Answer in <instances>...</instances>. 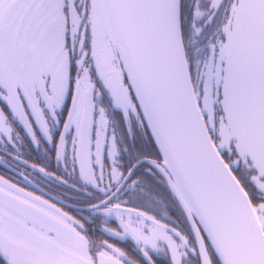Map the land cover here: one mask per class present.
Instances as JSON below:
<instances>
[{
    "label": "snow or ice",
    "instance_id": "obj_1",
    "mask_svg": "<svg viewBox=\"0 0 264 264\" xmlns=\"http://www.w3.org/2000/svg\"><path fill=\"white\" fill-rule=\"evenodd\" d=\"M0 264H264V0H0Z\"/></svg>",
    "mask_w": 264,
    "mask_h": 264
},
{
    "label": "flooded vegetation",
    "instance_id": "obj_2",
    "mask_svg": "<svg viewBox=\"0 0 264 264\" xmlns=\"http://www.w3.org/2000/svg\"><path fill=\"white\" fill-rule=\"evenodd\" d=\"M3 171H4L3 166L0 165V173H2Z\"/></svg>",
    "mask_w": 264,
    "mask_h": 264
}]
</instances>
